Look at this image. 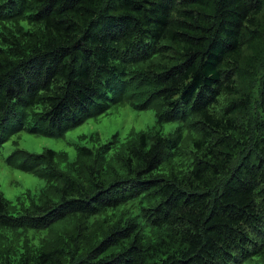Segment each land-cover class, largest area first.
Wrapping results in <instances>:
<instances>
[{
	"label": "trees",
	"instance_id": "trees-1",
	"mask_svg": "<svg viewBox=\"0 0 264 264\" xmlns=\"http://www.w3.org/2000/svg\"><path fill=\"white\" fill-rule=\"evenodd\" d=\"M128 103L181 126L26 154L48 184L0 191V264H264V0H0V148Z\"/></svg>",
	"mask_w": 264,
	"mask_h": 264
},
{
	"label": "rangeland",
	"instance_id": "rangeland-1",
	"mask_svg": "<svg viewBox=\"0 0 264 264\" xmlns=\"http://www.w3.org/2000/svg\"><path fill=\"white\" fill-rule=\"evenodd\" d=\"M158 122L159 112L155 108H137L131 103L124 106L114 105L107 113L90 118L83 124L72 127L63 136L55 137L47 135V123L34 122L31 118L26 121V128L22 132L14 134L0 148V191L12 203L28 198L25 200L28 205L48 182L22 168L32 160L26 154L37 156L50 149L58 155H66L73 162L78 156L77 146L96 148L113 139H116L117 144H124L132 135L139 136L142 133L159 132L170 136L181 126L179 122ZM31 127L37 129L31 130ZM197 135L196 131L184 128L183 139L175 152L178 155H191L192 141ZM117 153V149L112 150L110 157ZM60 167L66 170L65 163L60 162ZM123 209H128L133 216L139 214L138 202H132ZM66 225V221L57 222L50 229L51 234L64 232ZM40 233L43 239L48 236L49 230ZM7 236L11 243L15 242L12 233L8 232ZM42 239H36V243L39 245ZM11 259L14 261L16 257L11 256Z\"/></svg>",
	"mask_w": 264,
	"mask_h": 264
}]
</instances>
